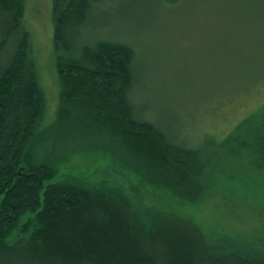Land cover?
Returning a JSON list of instances; mask_svg holds the SVG:
<instances>
[{
	"label": "trees",
	"instance_id": "trees-1",
	"mask_svg": "<svg viewBox=\"0 0 264 264\" xmlns=\"http://www.w3.org/2000/svg\"><path fill=\"white\" fill-rule=\"evenodd\" d=\"M112 1L54 0L60 94L45 135L25 0H0V264H264V224L217 226L191 211L212 192L264 199V111L196 144L185 128L144 118L132 101L138 52L94 29L95 10ZM128 12L130 20L148 15L136 4ZM82 156L114 165L164 201L69 173Z\"/></svg>",
	"mask_w": 264,
	"mask_h": 264
},
{
	"label": "rangeland",
	"instance_id": "rangeland-1",
	"mask_svg": "<svg viewBox=\"0 0 264 264\" xmlns=\"http://www.w3.org/2000/svg\"><path fill=\"white\" fill-rule=\"evenodd\" d=\"M157 2L113 0L101 4L94 12L97 36L127 43L138 52L135 66L138 84L132 94L138 112L144 118L185 128L186 136L194 144L208 135L223 139L248 117L262 114L264 0ZM53 3L54 0H25L23 19L46 97L41 124L48 130L45 135L50 134L60 94L53 44ZM134 4L142 6L143 14L148 13L144 19L130 20L128 11ZM68 172L114 181L137 200L164 201L165 195L156 189L144 186L114 165L87 156L68 164ZM258 175L261 180L258 189H264V176L260 172ZM172 201L171 205L179 207ZM191 211L217 226L264 224L261 198L253 202L212 192Z\"/></svg>",
	"mask_w": 264,
	"mask_h": 264
}]
</instances>
